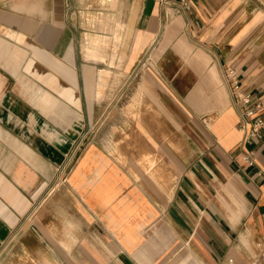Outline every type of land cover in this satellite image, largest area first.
Listing matches in <instances>:
<instances>
[{
    "label": "crops",
    "instance_id": "1",
    "mask_svg": "<svg viewBox=\"0 0 264 264\" xmlns=\"http://www.w3.org/2000/svg\"><path fill=\"white\" fill-rule=\"evenodd\" d=\"M107 1L0 0V264H245L264 136L222 69L264 114V0Z\"/></svg>",
    "mask_w": 264,
    "mask_h": 264
},
{
    "label": "built area",
    "instance_id": "2",
    "mask_svg": "<svg viewBox=\"0 0 264 264\" xmlns=\"http://www.w3.org/2000/svg\"><path fill=\"white\" fill-rule=\"evenodd\" d=\"M180 1L186 5L185 1ZM158 2L161 5H170L174 0H158ZM222 76L228 87L231 103L238 109L237 128L241 131L238 149L242 160L248 165H253L255 159L249 144L264 136V114L260 111L261 104L249 91L242 88L238 74L232 65L223 67ZM76 146L77 143H74L67 155L68 158L73 154ZM256 172L264 182V167H259ZM254 247L253 256L245 264H264V238L256 240Z\"/></svg>",
    "mask_w": 264,
    "mask_h": 264
},
{
    "label": "rangeland",
    "instance_id": "3",
    "mask_svg": "<svg viewBox=\"0 0 264 264\" xmlns=\"http://www.w3.org/2000/svg\"><path fill=\"white\" fill-rule=\"evenodd\" d=\"M81 1H82V5L88 8L89 12L87 13L88 15H86V17L89 23L92 22V24L95 25L94 27H96V24L102 23V18L105 16L104 12L108 10V9L103 10L102 7H113L112 6L113 4L109 3L107 0H81ZM98 11H101V12H98ZM107 14L104 17L105 23H108L109 21L112 20V16L111 15L108 16ZM95 42L98 43L97 38L95 39ZM51 192L52 191H49L46 195H49Z\"/></svg>",
    "mask_w": 264,
    "mask_h": 264
}]
</instances>
